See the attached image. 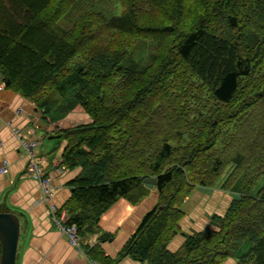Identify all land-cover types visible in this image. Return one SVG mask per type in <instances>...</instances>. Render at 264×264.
<instances>
[{
	"label": "trees",
	"instance_id": "obj_1",
	"mask_svg": "<svg viewBox=\"0 0 264 264\" xmlns=\"http://www.w3.org/2000/svg\"><path fill=\"white\" fill-rule=\"evenodd\" d=\"M111 1L0 0L4 86L48 125L90 118L55 130L63 168H81L66 223L83 241L84 226L120 197L137 203L156 177L158 202L119 259L264 264V0ZM199 186L230 192L229 206L173 252ZM87 245L90 260L116 263Z\"/></svg>",
	"mask_w": 264,
	"mask_h": 264
},
{
	"label": "crops",
	"instance_id": "obj_2",
	"mask_svg": "<svg viewBox=\"0 0 264 264\" xmlns=\"http://www.w3.org/2000/svg\"><path fill=\"white\" fill-rule=\"evenodd\" d=\"M88 118L84 112H70L54 127L45 123L35 104L23 95L5 86L0 90V168L3 161L8 162L7 172L0 171V212L15 213L20 220L15 264H92L87 256V244H96L104 256L116 261L115 264H148L130 255L119 259V255L136 233L145 213L158 202L156 187H147L148 194L137 203L125 197L118 198L95 223L84 226L85 239L82 241V251H79L53 221L49 204L38 198V182L23 173L28 157L14 128L41 140L40 155L45 160L47 171L52 172L61 165L63 150V143L58 145L54 138L55 130L76 126L81 121L89 122ZM80 172L81 168L64 169L55 180L58 188L53 201L61 212H66L64 204L71 197V183ZM187 223L188 220L180 222L181 230L169 242V250H179L184 242V232L192 233L194 229L206 228L192 227ZM1 254L0 240V260ZM223 264H236V260L231 258Z\"/></svg>",
	"mask_w": 264,
	"mask_h": 264
},
{
	"label": "built area",
	"instance_id": "obj_3",
	"mask_svg": "<svg viewBox=\"0 0 264 264\" xmlns=\"http://www.w3.org/2000/svg\"><path fill=\"white\" fill-rule=\"evenodd\" d=\"M4 85L0 83V90ZM16 135L19 137L20 142L24 146L25 154L28 157L27 166L24 170V175L31 177L38 182V198L43 202L49 204V212L53 221L57 224L59 229L67 236L70 243L75 246L79 251H82V239L78 234V227L75 224H67V214L65 211H60L58 205L53 201L57 185L55 180L62 174L64 168L62 165L56 166L52 172L47 171L45 168V160L40 155L39 148L41 140L32 136H27L20 129L14 128ZM8 162L3 161L0 168L2 173L7 172ZM92 264H99L91 260Z\"/></svg>",
	"mask_w": 264,
	"mask_h": 264
},
{
	"label": "rangeland",
	"instance_id": "obj_4",
	"mask_svg": "<svg viewBox=\"0 0 264 264\" xmlns=\"http://www.w3.org/2000/svg\"><path fill=\"white\" fill-rule=\"evenodd\" d=\"M109 5L113 10H115V8H117L116 0L109 2ZM80 124H84V122L81 121ZM176 145H179V143H176ZM180 149L182 148H179V150ZM262 180L263 179H261L260 183ZM231 196V193L228 191L215 189L212 193H208L207 191L199 190L197 187L192 196L188 198L186 204L187 215L182 220H188L190 224H187L192 227H207L210 224V216L215 213L223 214L226 211L230 203L229 201L232 198ZM190 220L193 223H191ZM185 230H187V227H185Z\"/></svg>",
	"mask_w": 264,
	"mask_h": 264
},
{
	"label": "water",
	"instance_id": "obj_5",
	"mask_svg": "<svg viewBox=\"0 0 264 264\" xmlns=\"http://www.w3.org/2000/svg\"><path fill=\"white\" fill-rule=\"evenodd\" d=\"M145 186L153 189L156 185V177L145 178ZM201 191L212 193L213 189H206L205 187H198ZM234 196L239 197L238 194L232 193ZM195 230V229H194ZM193 230V231H194ZM187 232H184L185 236ZM20 236V220L15 213L0 212V240L2 242V254L0 264H15L16 252Z\"/></svg>",
	"mask_w": 264,
	"mask_h": 264
}]
</instances>
